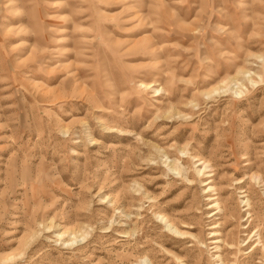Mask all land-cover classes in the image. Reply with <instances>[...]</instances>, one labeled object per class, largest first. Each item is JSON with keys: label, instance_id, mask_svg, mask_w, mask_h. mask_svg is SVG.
Returning a JSON list of instances; mask_svg holds the SVG:
<instances>
[{"label": "rangeland", "instance_id": "rangeland-1", "mask_svg": "<svg viewBox=\"0 0 264 264\" xmlns=\"http://www.w3.org/2000/svg\"><path fill=\"white\" fill-rule=\"evenodd\" d=\"M0 264H264V0H0Z\"/></svg>", "mask_w": 264, "mask_h": 264}]
</instances>
